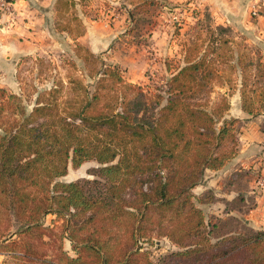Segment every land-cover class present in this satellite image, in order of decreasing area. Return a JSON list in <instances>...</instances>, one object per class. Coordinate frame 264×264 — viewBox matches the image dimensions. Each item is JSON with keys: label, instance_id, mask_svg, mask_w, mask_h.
I'll list each match as a JSON object with an SVG mask.
<instances>
[{"label": "trees", "instance_id": "obj_1", "mask_svg": "<svg viewBox=\"0 0 264 264\" xmlns=\"http://www.w3.org/2000/svg\"><path fill=\"white\" fill-rule=\"evenodd\" d=\"M127 3L136 8L154 2ZM129 15L133 16L132 12ZM74 23L78 31L73 34L77 35L81 27L76 20ZM77 47L86 54L84 59L99 66L91 88L82 79H69L66 86L58 81L38 92L28 110L20 94L6 93L0 87L4 96L0 101V222L13 215L20 223L14 233L6 235L0 230V254L6 256L10 252L7 247L38 227L46 214L73 217L89 209L104 222L118 225L120 234L92 238L91 256L75 248L74 257L62 251L66 263L152 264L137 243L144 236V223L156 218L172 224L174 232L167 234L182 250L161 257L155 264H165L168 257L186 264H264L263 229H253L234 216L240 226L216 235L212 242L208 235L227 222L216 217L205 232L202 212L190 202L192 189L204 171L222 168L238 151L237 120L225 117L228 101L206 109L190 100L207 66L206 55L192 53L196 47L191 52L192 45L186 46L173 70L165 64L170 77L165 102L161 103L160 94L151 99L138 84L124 78L118 65ZM256 69H262L259 71L264 76L263 62L257 61ZM238 70L241 107L256 115L261 110L245 95L243 69ZM208 75L212 73H204ZM254 91L263 108L264 85ZM90 158L102 165L93 174L103 181L58 180L66 174L68 161L77 166ZM163 167L165 177L159 173ZM142 179L149 182L148 190L140 187L134 198L127 200L128 188ZM186 207L197 215L196 220L182 217ZM154 209L159 211L155 218L149 214ZM181 226L182 237L174 238ZM124 235L134 247L110 254Z\"/></svg>", "mask_w": 264, "mask_h": 264}, {"label": "rangeland", "instance_id": "obj_2", "mask_svg": "<svg viewBox=\"0 0 264 264\" xmlns=\"http://www.w3.org/2000/svg\"><path fill=\"white\" fill-rule=\"evenodd\" d=\"M88 2L96 6L99 3L101 8L96 15L99 14L101 18L104 17L108 20L110 13H112L111 18H115L121 14L125 7V4L119 1L113 3L109 0H88ZM153 2L136 8L131 6L134 21H128L130 25L126 26L124 32L126 37L124 44L126 47H129V43H134L133 45L136 48L139 47L144 53H147L146 55L150 62L155 60L156 63L154 67H152L153 63L147 65L143 83H135L142 88L144 94L150 96L151 99L154 94H160L162 96L161 103L165 102L166 94L164 90L167 87L166 81L170 77L165 64H169V68L173 70L178 64L177 62H179L183 49L192 45L191 52L196 47V50L192 53L205 54L208 62L205 69L200 73L204 78L198 77L200 85H197L196 92L191 95V101L202 105L206 109L214 108L226 103V101L229 103L230 98L236 96L233 95L237 92L236 89L238 90L240 87L238 69H243L246 80L245 95L249 97L248 100H253L255 109L264 111V107L260 108L259 98L256 96V91H254V89L264 85V76H261V71H259L262 69H256L257 61H261L264 64V22L259 23L257 27L231 28L215 24L208 11L197 8L190 1H184L180 5L169 4L166 0L160 3L159 0H153ZM112 6L114 9L111 10ZM166 12L169 13L168 17L170 19L165 16ZM252 17L259 18L263 16ZM15 22L12 21V24ZM12 24L4 25L9 26ZM218 26H221L222 29H219ZM70 28L72 33L78 31L77 25L72 24ZM161 28L169 31L168 40L170 42L167 43L166 48L169 52L166 50V54L161 59H157V55L154 53H159L158 48L164 47L167 40H162L161 35L152 37V34L153 32L157 34V29L161 30ZM259 31L262 32L261 36L257 35L255 37V33ZM161 34L165 35L166 33L162 32ZM77 46H71V49L66 52L47 50L46 53L43 52L40 55L21 58L18 62L16 73L20 89L8 90L3 88L4 91L6 93L20 94L26 108L29 110L33 106L38 92L50 89L58 81L66 86L69 79H82L88 88H91L96 80L94 72L99 66L97 63L92 64L90 59H84L86 54ZM98 57L105 62H109L101 55H98ZM250 60L253 62L251 65L249 64ZM119 67L122 68L121 66ZM206 72H210L212 75L205 77L204 73ZM3 98L4 96L0 94V101ZM238 122L239 120L234 124L236 135L239 131ZM101 166L100 163L91 158L82 161L77 166L72 165L68 161L66 174L59 177L58 180L74 181L87 178L103 181L93 174ZM159 173L165 177L166 168L163 167ZM145 177L144 175L143 178ZM206 178H208L207 172L204 171L196 186L192 189L193 194L190 196V202L202 212L204 220L202 228L205 232L210 230L211 224L217 221L216 216L211 215L208 211L212 195L206 191L200 194L198 192L201 189L199 187L200 184H205ZM147 184L149 182L145 180L143 182L142 179L139 184L130 186L125 198L127 200L133 199L140 187L148 190ZM194 190L197 192H194ZM232 205L237 206V203H232ZM158 212L154 209L150 210L149 214L155 218ZM182 214V217L197 219L195 213H189L188 207L184 208ZM98 215L96 213L93 214L89 209L77 213L73 217L66 214L60 217L53 213H48L42 217L38 227H34L29 233L22 235L21 241L7 247L10 252L6 256L0 254L2 256L0 264H69L62 259L61 252L63 251L74 257V248L78 249L84 256H91L94 251V249H89V247H93L92 238L120 234L118 225L104 222ZM89 216L94 217L92 221L88 220ZM232 217L234 216L220 217L227 224L225 227L218 226L212 230V234L208 235L210 241L214 242L216 241L215 238H217L216 235L240 226L238 219ZM165 220L158 222L155 218L151 222L146 221L144 223V236L138 237L137 246H140V251L145 253L146 258L152 264L157 263L161 257H166L172 252L182 250L168 236L167 233L173 234L174 231L172 224ZM19 224L18 220L12 215L10 220L7 218L1 220L0 230L8 235L9 233H14L18 229ZM179 228L180 231L174 233V238L182 237L179 233H182L181 230L184 228L183 226ZM147 235H149V238H147ZM122 237L121 243L111 248L110 254L123 253L126 249L134 247L132 241L126 235ZM13 238L17 239L16 236H12ZM186 239L184 235V240ZM11 248H16V250ZM14 253L16 255L24 253L25 256L18 258ZM87 259L90 260L89 257ZM186 263L185 260L181 261L177 258L168 257L165 264Z\"/></svg>", "mask_w": 264, "mask_h": 264}, {"label": "crops", "instance_id": "obj_3", "mask_svg": "<svg viewBox=\"0 0 264 264\" xmlns=\"http://www.w3.org/2000/svg\"><path fill=\"white\" fill-rule=\"evenodd\" d=\"M12 1L16 3V22L9 26L0 24L1 88L20 89L16 73L21 58L40 55L47 50L66 52L76 44L95 55L103 56L110 63L121 66L124 78L132 83H141L147 65L153 63L154 67L156 64L155 60L150 62L147 53L139 47L136 48L134 43H129V47L124 44L125 28L130 24L128 20L134 21V17L129 15L132 10L127 0H109L125 4L121 14L111 18L110 13L109 20L96 15L97 11L100 12L99 3L97 6L92 5L88 0ZM166 1L172 5L190 1L197 8L208 11L217 25L250 28L264 22V7L260 8L263 17L251 16L252 0ZM165 16L169 18V13L166 12ZM75 20L81 27L77 35L70 30V26L75 25ZM162 32L166 34L162 35ZM261 34L259 31L255 33V37ZM158 35H161L162 40H167L164 47L158 48L159 53H154L157 59H161L166 50L169 52L166 49L170 42L169 31L165 28L157 29V34L153 32L152 37ZM236 91L233 94L236 96L230 98L225 117L239 120L237 154L218 170L206 169L208 178L205 184H200L201 189L198 192L200 194L206 191L212 195L208 207L211 215L239 217L249 227L264 230V111L256 115L245 112L241 107L239 89ZM260 178L262 188L256 184ZM232 203H237V206Z\"/></svg>", "mask_w": 264, "mask_h": 264}, {"label": "built area", "instance_id": "obj_4", "mask_svg": "<svg viewBox=\"0 0 264 264\" xmlns=\"http://www.w3.org/2000/svg\"><path fill=\"white\" fill-rule=\"evenodd\" d=\"M253 5L250 11L252 16L262 15L260 8L264 7V0H252ZM16 3L12 0H0V24H12L15 22ZM257 185H263L262 179H258Z\"/></svg>", "mask_w": 264, "mask_h": 264}]
</instances>
